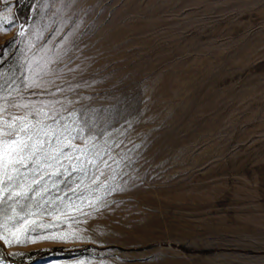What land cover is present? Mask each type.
I'll use <instances>...</instances> for the list:
<instances>
[{"label":"rangeland","instance_id":"rangeland-1","mask_svg":"<svg viewBox=\"0 0 264 264\" xmlns=\"http://www.w3.org/2000/svg\"><path fill=\"white\" fill-rule=\"evenodd\" d=\"M0 73L63 153L0 264H264V0H0Z\"/></svg>","mask_w":264,"mask_h":264},{"label":"snow or ice","instance_id":"snow-or-ice-1","mask_svg":"<svg viewBox=\"0 0 264 264\" xmlns=\"http://www.w3.org/2000/svg\"><path fill=\"white\" fill-rule=\"evenodd\" d=\"M2 75L3 73H0V76ZM33 86L38 85H28ZM2 99L6 103L8 97ZM11 107L28 108L29 105L13 102ZM6 112L7 107L0 104V206L7 201L10 208V214L5 218L6 222L0 224V240L9 246L14 244L26 246L30 242L49 238L39 231L47 226L37 223L34 219L42 212L33 209L47 211L43 205L48 201L41 196L44 190L41 180L48 175L44 169L51 167L50 162L53 160L59 163L60 155L63 153L60 149L55 151L51 149L48 137L55 133L50 125L41 126L39 121L34 123L29 119L30 112L22 116L16 114L6 116ZM72 139L75 137L70 133L65 135L69 146L75 147L70 144ZM57 143H60L59 139ZM37 185L39 187H36ZM36 196H40L43 203L36 200ZM7 222H11L10 227Z\"/></svg>","mask_w":264,"mask_h":264},{"label":"trees","instance_id":"trees-1","mask_svg":"<svg viewBox=\"0 0 264 264\" xmlns=\"http://www.w3.org/2000/svg\"><path fill=\"white\" fill-rule=\"evenodd\" d=\"M10 262L14 263V264H18L16 261H13L11 259H9Z\"/></svg>","mask_w":264,"mask_h":264}]
</instances>
